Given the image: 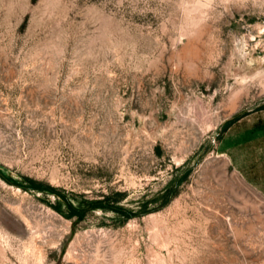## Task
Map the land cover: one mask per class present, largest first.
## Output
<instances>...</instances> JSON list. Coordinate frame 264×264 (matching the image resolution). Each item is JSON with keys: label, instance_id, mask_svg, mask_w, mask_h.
I'll list each match as a JSON object with an SVG mask.
<instances>
[{"label": "rangeland", "instance_id": "1", "mask_svg": "<svg viewBox=\"0 0 264 264\" xmlns=\"http://www.w3.org/2000/svg\"><path fill=\"white\" fill-rule=\"evenodd\" d=\"M0 264H264V0H0Z\"/></svg>", "mask_w": 264, "mask_h": 264}, {"label": "trees", "instance_id": "2", "mask_svg": "<svg viewBox=\"0 0 264 264\" xmlns=\"http://www.w3.org/2000/svg\"><path fill=\"white\" fill-rule=\"evenodd\" d=\"M38 189H41L40 187H37ZM99 204L101 205V203H98V205H96V206H99ZM117 210V209H116Z\"/></svg>", "mask_w": 264, "mask_h": 264}, {"label": "bare ground", "instance_id": "3", "mask_svg": "<svg viewBox=\"0 0 264 264\" xmlns=\"http://www.w3.org/2000/svg\"><path fill=\"white\" fill-rule=\"evenodd\" d=\"M252 61H253V60H252ZM248 64H249V63H248ZM253 64H254V63H253ZM253 64H252V65H253ZM252 65H251V66H252ZM257 73H259V72H257Z\"/></svg>", "mask_w": 264, "mask_h": 264}]
</instances>
